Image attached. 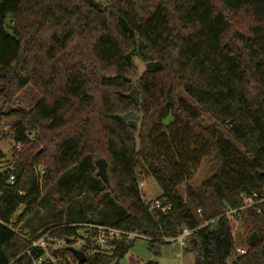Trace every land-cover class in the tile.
I'll return each mask as SVG.
<instances>
[{
    "label": "trees",
    "instance_id": "obj_1",
    "mask_svg": "<svg viewBox=\"0 0 264 264\" xmlns=\"http://www.w3.org/2000/svg\"><path fill=\"white\" fill-rule=\"evenodd\" d=\"M139 44L149 68L135 97ZM28 86L39 101L6 112ZM0 99V121L13 119L21 145L12 169L3 167L0 148V264L43 257L37 239L17 230L19 222L41 206L44 192L63 207L66 173L88 160L94 172L100 158L109 183L98 178L94 207L110 194L120 218L94 224L144 234L157 255L165 238L189 227L196 264H264V204L261 212L247 210L260 239L231 263L235 240L230 219L221 216L264 184V0H0ZM203 114L215 123L205 125ZM204 157H212L213 175L197 190L187 187L208 222L200 226L177 188ZM141 173L154 177L162 190L157 199L171 205L159 220L140 192ZM48 230L70 241L78 227ZM133 244L113 241L111 254L88 255L84 263L70 245L65 253L74 264H120Z\"/></svg>",
    "mask_w": 264,
    "mask_h": 264
},
{
    "label": "rangeland",
    "instance_id": "obj_2",
    "mask_svg": "<svg viewBox=\"0 0 264 264\" xmlns=\"http://www.w3.org/2000/svg\"><path fill=\"white\" fill-rule=\"evenodd\" d=\"M141 53L142 47L139 44L136 52L132 56L135 69V74L132 77V94L135 97H139L140 77L149 68L148 64L142 60ZM180 95L190 103H193L189 96L183 91L180 92ZM39 99L40 96L38 92L32 86H28L20 92L14 105L11 107L9 106L5 111L8 112L15 107L29 108L35 105ZM2 103L0 99V109L2 108ZM133 118L137 119L138 122L140 120V116H137V114L133 115ZM202 119L205 125L215 123V120L206 114H203ZM12 120L13 119L10 117H4L0 121V148L5 155L2 160L4 168L14 165L15 150H20L21 148V145L17 144L14 140V135L11 130ZM218 130L221 134L232 140L228 133V127L220 126ZM93 169L94 164L90 160L86 161L84 166L78 165L71 168L60 182L63 207H60L54 201L50 193L44 192L40 200L41 206L27 212L17 226V230L27 238L39 240L45 237L44 239H46V241L44 245L39 247L44 249L45 253L43 257L50 264H74L71 263V257L65 253V251L69 245L75 246L78 241H61L62 239L51 236V231L48 229H52L59 225L65 226L66 224H70L77 226L79 233H84L91 227L89 226L91 222L92 224L96 222L113 223L120 218V211L110 194L106 195L99 203V209L94 207L93 197L101 188L102 182L100 180L101 178L95 175L97 166L95 165L94 172ZM215 169L216 165L212 161V157H204L200 164L194 169L192 177L177 188L184 202L199 220L200 225L205 223L202 218V212L198 213V206H196L189 197L187 187L190 186L192 190H197L205 180L213 175ZM37 172L40 179H42L44 175V168L42 165L38 167ZM140 192L144 199L149 201H154L162 195V190L154 177L149 174L142 175V173L140 177ZM24 209L25 207L21 206L17 210L15 216L18 218L23 213ZM230 222L235 240V251L229 258V262L231 263L236 257L237 248H248V239L255 231L252 230V225L247 218V212H241L240 215L231 218ZM91 231L94 232L96 230L92 228ZM77 235L80 234L76 233L72 238L77 237ZM192 238L193 235L189 236L185 240L183 246L179 242L162 244L159 246L160 254L158 255L155 254L156 249L149 248L150 243L147 238H136L128 254L122 258L119 263L146 264L150 261H156L157 264H196L198 252L197 250L191 251L189 249L192 247ZM38 242L42 243V241ZM94 243L96 242L94 241ZM112 250L113 248L109 245L105 246L104 252L106 251L107 254H111ZM82 251L88 256L85 249H82Z\"/></svg>",
    "mask_w": 264,
    "mask_h": 264
},
{
    "label": "built area",
    "instance_id": "obj_3",
    "mask_svg": "<svg viewBox=\"0 0 264 264\" xmlns=\"http://www.w3.org/2000/svg\"><path fill=\"white\" fill-rule=\"evenodd\" d=\"M10 169H12V166L10 167ZM14 180H15L14 175L10 174L9 181L13 183ZM241 198H242L241 206L237 208L228 207L224 210L221 216L225 215L229 219H231L237 215H240L241 212H247V210L251 208L255 209L257 212H261V205L264 204V184L259 191L252 192L251 194H242ZM145 203L147 204L148 209L150 210L152 216L156 220L160 219L161 214H166L171 209L170 204L164 203V201L159 199H155L154 201H149L145 199ZM197 211L198 213L202 212L200 208H198ZM207 223L208 222L205 221V223H203L200 226H203ZM89 226L95 228L96 231L92 232L91 227L88 228L89 230L87 229V231H85L84 233L83 232L79 233L78 230L76 233L80 235H77V237H73L71 239L74 241H78V243L75 246H71V247H75L80 250L85 249L88 255L103 253L105 250V246H109L110 243L113 241H121L123 238H126L127 242H131V241L134 242L136 238H140V237H145L149 239L148 236L136 231H126L108 225H100V224H92V223ZM194 231L195 229H191L189 227H183L176 237L165 238V240L168 241L169 243L179 242L183 246L185 240L189 236H191L194 233ZM44 238L35 240V242H33V246H43L46 241V239ZM38 241H42V243H39ZM61 241H65V239H62ZM94 241L96 243H94ZM110 246L113 247L112 245ZM246 251H247V247L237 248V254L239 255L246 253ZM104 253H106V251ZM44 260H45L44 257L41 256L34 260V264H43Z\"/></svg>",
    "mask_w": 264,
    "mask_h": 264
},
{
    "label": "water",
    "instance_id": "obj_4",
    "mask_svg": "<svg viewBox=\"0 0 264 264\" xmlns=\"http://www.w3.org/2000/svg\"><path fill=\"white\" fill-rule=\"evenodd\" d=\"M97 172L96 175L103 179L106 183H109V176L107 170V161L105 158H100L96 160ZM259 240V235L255 231L248 239V245L250 247L254 246ZM69 242V239H66ZM71 252L76 256L80 263H84L87 260V255L84 251L77 249L75 247H71Z\"/></svg>",
    "mask_w": 264,
    "mask_h": 264
}]
</instances>
